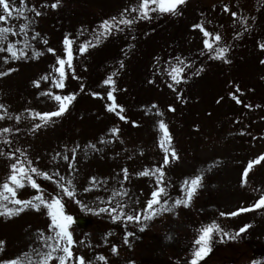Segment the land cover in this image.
<instances>
[{"label": "rangeland", "instance_id": "obj_1", "mask_svg": "<svg viewBox=\"0 0 264 264\" xmlns=\"http://www.w3.org/2000/svg\"><path fill=\"white\" fill-rule=\"evenodd\" d=\"M13 2L23 10V16L13 10L7 21L0 22V27L14 29V33L9 34L8 41L2 47L7 49L8 44L12 43L15 49H24L28 55L26 58L13 59L11 53L0 51V72L7 73L0 76V93H7L6 99H0V104L4 105V108L0 109V115L4 117L0 119V130L12 129L8 133L0 132V185L7 180L11 172L10 165L16 159L25 163L31 160L32 166L49 174L59 172L54 179L59 180L63 176L62 182L65 184L69 179L73 181L76 192L74 197L69 198L53 180L33 174V178L41 185L39 191H42L46 198L51 194L61 195L66 203L67 214L74 218L86 217L91 220V225L84 230L77 228L73 223L69 226L74 240L69 246L73 257L67 259L66 264H79L78 257L81 255L90 264H190L192 252L191 256L185 257L180 253L176 242L179 238L190 237L192 233L189 221L185 218L187 214L199 223L196 226L198 236L202 226L213 222L218 223L229 236H236L239 229L251 225L235 239H230L229 236L221 239L220 233L214 234L212 252L200 264H264V206L251 207L259 200L260 195L264 194V160L253 164L248 172L247 183L242 184L243 173L249 162L264 155V51L259 46L264 42V0H191L188 3L195 10L201 9L198 14L208 23L212 17L211 13L215 10L216 16L213 20L215 25L218 23L216 27L218 30L220 28L221 35V30L228 35L232 30L227 28L234 18L231 12H247V17L253 23L250 28L253 50L242 51L241 45H245V42L239 43V59L234 60L233 66L229 63L224 71L219 69L220 60L211 56V61L199 76L198 82L188 84L190 92L184 94L190 99L189 108H194L187 117L185 115L188 111L179 110L177 107L185 104L178 103V100H184L183 93L179 95L177 91L175 95V89L169 87V84L157 91L147 86L150 85L147 83L140 91L138 89L141 96H135L133 101L128 92V95L121 96L120 89L125 91L127 83L112 76L115 85L105 84L104 81L111 76L106 74L93 79L88 85L89 94L96 92L102 96L92 95L94 100L83 96L85 100L80 98L82 94L79 95V92L81 85L87 86L89 80L85 79L84 75L82 78L73 75L67 64L65 87L58 88L53 84L51 76L58 77L54 67L59 65L57 59L50 60L54 53L49 52L48 48L59 46L60 33L54 36L53 33L49 34L48 24L51 20L65 23L61 26L62 30L54 28L56 32L67 33L61 36V39L68 36L79 46L88 41L95 44L87 49V52H90L97 46L94 37L102 20L94 18L89 22L87 17H79L81 9L84 7L89 13H93V16L100 18L103 16L102 11L106 10L104 12L108 13V16L110 9L111 17H119L125 9L131 10L137 5L139 0H60L56 8L51 7L55 0H26L25 4H22L21 0ZM225 4L231 11L224 10ZM32 6L42 15L36 16L31 10ZM0 14H4L2 6ZM125 15L136 17L137 13L129 11ZM158 15L152 13V19H139L135 23L138 28L143 25V30L139 33H147ZM24 16L28 19L25 20ZM23 24H28L29 27L21 31L20 26ZM194 24L199 22L194 21ZM203 24L212 31L213 26ZM120 27L124 28V25ZM196 29L187 32L185 44L178 45L183 49H177V53L180 50L193 52L194 48H205V37L201 30L197 32ZM37 32L40 33L38 37L35 36ZM226 33L222 35L221 44L227 43ZM45 39L47 44L44 43ZM163 42L168 45L170 39H157L155 45L164 46ZM25 44L30 46L25 48ZM77 44L75 43V46ZM147 48L149 50L146 51ZM151 49L144 47L143 51L145 54L141 65H144L146 71L153 61L152 57L157 58L159 53L163 52V47H159L151 51V55H147ZM33 50L39 53L38 57ZM127 66L131 71L126 80L131 81L133 66ZM45 74H51L48 80L41 79ZM37 80L40 81L39 87L34 83ZM129 83L132 86L133 82ZM237 85L241 89L239 92L236 90ZM113 87L116 103L124 106L123 112L127 120H121L118 115H110L114 112L105 106V103H112L108 92ZM232 92L236 98L231 95ZM52 93H76L73 106L71 104L75 114L70 112V106V111L67 110L69 113L66 111V118L63 113L56 121L50 120L45 124L38 117L34 118L32 112L56 111L59 102L54 99ZM153 105L157 107L154 108ZM169 105L175 108L173 114ZM117 112H120L119 109ZM17 116L20 117L19 121ZM161 120L166 123L172 136L171 147L175 148L179 156V159H170L167 165L160 164L161 156L165 155L160 147V139L163 136V130L159 128ZM63 121L67 122L64 124ZM133 121L137 122L138 126H134ZM37 123H41L39 129L35 128ZM113 127L120 129L119 135L110 131ZM91 145H95V149ZM17 149L20 151H16ZM13 152L15 156H10L9 153ZM73 154L75 160L72 159ZM65 156L69 159L65 160ZM157 166H165L163 182L168 196L162 199H169V203L177 197H184L181 186L186 178L191 179L203 173V187L198 189L190 206H179L175 213L165 212L149 221L141 220V224H148L144 231H140V225L135 222L128 221L126 228L125 221L113 222L108 213L86 211L76 203L79 200L88 208L99 209L109 207L108 202L111 201V207L127 205L124 208L126 213H133V210L139 212L145 209L147 201L152 198L151 191L159 185L156 176H140L138 173L145 169L154 170ZM125 168L128 169L127 180L124 179ZM92 177L96 178L95 183L92 182ZM143 181L150 184L148 192L136 186V183ZM9 183L11 184L10 181ZM2 190L0 187V191ZM15 190L17 197L24 200L31 199L38 192L31 187L30 182H25L22 188L15 186ZM125 191L127 195L123 194ZM5 194L9 196V200L0 203L9 207H20L10 203L13 199L10 193ZM240 208L251 210L240 212L236 216L220 215L221 212L231 213ZM117 210L119 211V208ZM50 223L51 219L44 206H41L40 211L27 207L11 218L0 215V241L3 242L0 243V264H7L13 259H19L21 264H37L38 261L43 264L42 256L37 253L47 254L52 251L47 245L56 243L40 239L42 234L45 237L55 235L49 229ZM126 231L135 233L128 237L127 244L124 242ZM196 233L193 236L197 237ZM169 236L171 239H168ZM59 243L61 249L66 244L63 240ZM113 246L118 248L117 253H113ZM61 255H64L62 250L53 252V257L58 258ZM101 255L107 260H99ZM49 264H59V260L51 259Z\"/></svg>", "mask_w": 264, "mask_h": 264}, {"label": "snow or ice", "instance_id": "obj_2", "mask_svg": "<svg viewBox=\"0 0 264 264\" xmlns=\"http://www.w3.org/2000/svg\"><path fill=\"white\" fill-rule=\"evenodd\" d=\"M22 4L26 3V0H21ZM186 3V0H139V3L129 9H125L124 12L120 14L119 17L113 16L109 19H105L101 22L99 25V30L97 34L95 35L94 39L97 43H99L102 39H106L108 36L112 34V32L115 31H122L123 29L120 27L121 25L124 26H132L136 22H138L139 19H152V13H157L160 15L163 14H170V15H180L181 9L180 6L184 5ZM60 4V0H55L54 3L51 4L52 8L58 7ZM0 6L3 8V13L0 14V22H5L9 19V17L12 15L13 10L17 11L20 16H23V10L18 8L13 0H0ZM32 11L35 12L36 16L42 15V13L36 9L35 6H32ZM225 11H231L230 8L225 4L224 5ZM136 12V17H130L128 15H125V13ZM231 15L235 18L237 17V12H231ZM25 20L28 19V17H23ZM29 27L28 24H23L20 26L21 31L26 30ZM193 28H199L201 32L203 33V36L205 37L203 43L205 49L209 52V54L214 59H221L226 63H230L231 61L227 57V53L230 50V45H227L225 42L224 44H221V41L223 40L222 35L219 32H212L209 31L203 23L195 24L193 25ZM14 29L12 27H0V51H7L11 53V57L13 59H21L26 58L28 53L24 51V49H15V45L12 43L8 44L7 49H4L2 45L8 41L9 34H13ZM40 33H36L35 36L38 37ZM239 35V33H237ZM35 39V37H33ZM44 43L47 44V40H44ZM63 43L66 46V56L65 57H57V63L58 67H54L55 72H57L59 75L51 76V79L53 81V84L58 88H64L65 83L64 81L67 78L65 65L67 64L68 68L72 69L73 75H75V69L73 66V51H72V39L68 36L65 37ZM30 45L25 44V48L29 47ZM95 44H93L91 41L85 42L80 48L79 51L81 54H83L89 47H94ZM261 49H264V42H262L260 45ZM34 54L39 55L35 50ZM49 52H55V49L48 48ZM7 60V57H5ZM176 64L170 65L169 69L167 70V74L171 77V80L173 81L172 84H169V87L174 88L176 84L181 83L186 79L184 76L185 68L190 66V62L186 61L185 59L181 57H176ZM121 67H123V62L121 61ZM11 71V70H9ZM203 71V67L196 70V72L193 73V75H199L200 72ZM6 72H0V76L6 75ZM51 74H45L41 79L48 80L50 78ZM114 75V74H113ZM37 87H39L40 81H34ZM105 84H112L115 85V81L112 76H109L105 81ZM84 85H81V91H83ZM237 92L241 91L239 86L237 85L236 88ZM115 91V87L111 91L108 92V98L112 101L111 104L107 105V108L109 111L116 112L117 109L120 110V113H123L124 106L119 105L116 103V98L113 95V92ZM47 94V93H45ZM54 96V99L59 102V107L56 111L51 112H32L33 117H38L39 120L43 123L49 122L53 117H59L63 113H65L73 101L76 99V93H70L67 95H59L56 93H52ZM93 96H102L101 93H92ZM233 95L234 98L235 94ZM222 99V98H221ZM219 102V101H218ZM237 102L240 103L239 99L237 98ZM152 107L156 108V105H153ZM247 107H252L251 105H247ZM4 105L0 104V109H3ZM169 110L175 111L174 106L169 105ZM159 115H163V113H158ZM3 115H0V119H3ZM17 121L20 120V117H16ZM121 120H127L128 118L122 114H120ZM134 126H138L137 122L133 121ZM41 127V123H37L35 125V128L39 129ZM159 128L163 130V136L160 139V147L165 152L164 158H163V165H167L170 163V159H179L178 154L176 153L175 148L171 147L172 144V136L169 133L168 127L166 123L161 120L159 121ZM12 129L4 128L0 130V132L8 133L11 132ZM112 133L119 135L120 129L113 127L110 130ZM7 142V141H5ZM103 139L101 140V143H103ZM93 149H95V145H91ZM16 151H20L17 149ZM73 153H75V149L73 150ZM10 156H15V152L9 153ZM65 160L69 159L68 156L64 157ZM73 160H75V154H73L72 157ZM261 160H264V155H261L258 157L255 161L249 162L247 169L243 173V179L242 184L247 183V177L249 170L252 169L254 163H259ZM33 165V161L27 160L25 161L16 159L11 165H10V175L8 176L7 180L0 185L2 187V191H0V201H8L9 196L5 193H10L11 197H13L12 200H10V203L13 205H18L20 207H9L7 204L0 203V215H7L9 218L19 214L20 212H23L25 208L31 207L35 209L36 211H40L41 206H44L47 209V215L51 219V223L49 225L50 231L54 232L55 235L50 236H44L43 234L40 236V239L47 240V241H56L55 244H48L47 247L52 249V251L48 252L47 254L43 253H37L38 256H42L43 258V264H49V261L51 259H58L59 264H66V260L73 257V252L70 250V245L74 243L73 235L69 231V226L73 223L74 217L70 214H67L65 211V203L63 201V197L58 194H51L46 198L45 194L42 191H39L41 189V185L37 183L36 179L33 178V174L37 176H42L48 180H53L54 183L57 185L58 188L61 189L62 193L66 195L69 198L74 197L76 189L73 185V181L69 179L67 183H63L64 177L61 176L59 180H55L54 176H58L59 172H56L54 174H49L47 171H43ZM71 167V164L69 165ZM124 172V179H128V169H123ZM140 176H148L153 175L156 176V182L157 185H159L152 193H151V199H149L146 203V207L143 210H140L139 212H136L133 210V213H126L124 211V208L127 207V205H117V207H111V201H109V207H100L99 209H91L88 208L86 205H84L81 201L77 200L76 203H78L81 208L85 209L86 211H92L98 213H108L111 216V219L113 222L123 220L125 221V227L127 228V222L132 221L140 225L139 230L144 231L147 227V223H140L141 220L143 221H149L157 217V215L163 214L165 212L169 213H175V210L179 206L188 207L191 205V202L194 198V196L197 194L198 189L203 187V178L204 174L200 173L196 176H194L191 179L186 178L183 181L182 184V191L184 192V197L180 198L177 197L172 203H169V199H162V197H167L168 192L166 187L164 186L163 177L165 176V171L163 166H157L154 170L145 169L138 173ZM92 182L95 183L96 178L92 177ZM11 182V184L9 183ZM25 182H30V185L33 189L38 190L37 194L33 196L31 199L24 200L17 197V192L15 190V186L18 187H24ZM87 190V189H86ZM124 195H127V192L125 191L123 193ZM115 195V194H114ZM158 206V207H154ZM261 206H264V194L260 195L259 200L254 203L251 207L252 208H260ZM119 208V211L117 210ZM251 209L249 208H240L237 211H233L231 213H225L221 212V216H236L240 212L249 211ZM178 214V213H176ZM248 227H251V225H245L243 228L239 229V232L236 234V236H229V233L225 232V230L218 224V223H210L208 225L202 226L199 229V236L195 239L194 243L197 245V247L193 250L192 256L190 259V264H200L202 260H204L211 252H212V244L214 239L215 233L221 234V239H223L224 236H229L230 239H235L239 237L240 233H244ZM110 235V233H109ZM135 235L132 231H126L125 235V243H129L128 237H131ZM168 239H171V236L168 237ZM65 241V246L61 249L59 241ZM0 243H3L0 241ZM57 250H62L64 255L57 257H53V252ZM113 253L118 252V248L116 246H113L112 248ZM28 254L26 253L25 256ZM101 261H106L107 258L103 255L98 257ZM79 264H90V262H86L85 258L81 255L78 257ZM7 264H21L19 259H13L7 262ZM39 264V261L37 262ZM255 264V262H253Z\"/></svg>", "mask_w": 264, "mask_h": 264}, {"label": "trees", "instance_id": "obj_3", "mask_svg": "<svg viewBox=\"0 0 264 264\" xmlns=\"http://www.w3.org/2000/svg\"><path fill=\"white\" fill-rule=\"evenodd\" d=\"M112 37H114V35L111 34L106 39H102L99 43H97L96 48L92 49L91 53L86 54L88 55L86 60H89V61L92 59L94 60V58L97 57L101 62L103 61L108 62L112 56L117 58L116 56H114V54L118 55L121 52L122 48H120V46L123 44H121L120 41L112 40L111 39ZM129 38L130 36L124 38V40L125 39L129 40ZM129 60L133 62V60H135V57H131L129 58ZM132 64H135V61ZM185 218H186V221H189V227L192 233L190 234V237L179 238L176 242L178 243L180 253L185 255V257H189L191 256L190 253L193 252V250L197 247L194 241L198 237V234L196 233L198 232L197 231L198 229L196 228V226L199 225V223L191 215L187 214L185 215ZM194 233H196L197 237L193 236ZM186 254L188 256H186ZM167 264H174V262H169Z\"/></svg>", "mask_w": 264, "mask_h": 264}, {"label": "water", "instance_id": "obj_4", "mask_svg": "<svg viewBox=\"0 0 264 264\" xmlns=\"http://www.w3.org/2000/svg\"><path fill=\"white\" fill-rule=\"evenodd\" d=\"M75 223H76L78 226L82 227V228L86 227V225L89 224V222L86 221L85 219H76V220H75Z\"/></svg>", "mask_w": 264, "mask_h": 264}]
</instances>
